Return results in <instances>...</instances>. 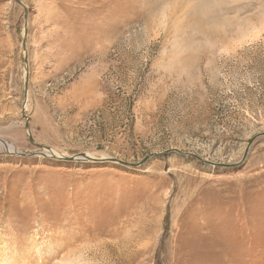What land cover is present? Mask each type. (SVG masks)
Instances as JSON below:
<instances>
[{"label":"rangeland","instance_id":"obj_1","mask_svg":"<svg viewBox=\"0 0 264 264\" xmlns=\"http://www.w3.org/2000/svg\"><path fill=\"white\" fill-rule=\"evenodd\" d=\"M259 134L264 0H0V140L140 164L0 146V264H264Z\"/></svg>","mask_w":264,"mask_h":264},{"label":"water","instance_id":"obj_2","mask_svg":"<svg viewBox=\"0 0 264 264\" xmlns=\"http://www.w3.org/2000/svg\"><path fill=\"white\" fill-rule=\"evenodd\" d=\"M19 5L22 6V8L24 9V28H23V40H22V43H21V47L23 49V51L25 52V38L27 36V26H26V18H27V14H26V10H25V7L22 5L21 2H17ZM24 67H25V76H24V80H25V84H24V96L26 97L27 95V80H28V77H27V71H26V67H27V57L25 56L24 57ZM264 134H259L257 136H255L248 144V146L246 147L244 153H243V158L241 159V161L237 164H233V165H219V164H213V163H210V162H206V161H203L202 159H199L197 157H194L193 155H189V154H186V155H189V156H192L194 157L195 159H197L198 161H201V162H204L208 165H211V166H216V167H222V168H225V169H230V168H235L237 166H239L245 159V157L247 156V153H248V150H249V147L250 145L252 144L253 140L259 138V137H263ZM30 137V136H29ZM1 142H3L4 144V141L0 140ZM30 142L34 144L33 140L30 138ZM35 145V144H34ZM43 148L44 147H41L40 146V150L42 152L40 153H36V154H22V153H13V152H9V151H5L4 152L6 154H9V155H18V156H30V157H34V156H38L40 155V157H44V158H47V159H53V160H59V161H65V162H93V163H96V162H111V163H116V164H119L121 166H124V167H137V166H140L139 165H133V164H128V163H123L121 161H118V160H115V159H103V160H99V159H91L89 157H86L85 154H82V155H77V156H73V157H55V156H48L46 155V151H43ZM49 150V148H47ZM175 152H178L180 153L179 151H176ZM168 152H165L164 154H167ZM181 154V153H180ZM153 155H149L148 157H146L144 159L143 162L147 161L150 157H152ZM142 162V163H143Z\"/></svg>","mask_w":264,"mask_h":264},{"label":"bare ground","instance_id":"obj_3","mask_svg":"<svg viewBox=\"0 0 264 264\" xmlns=\"http://www.w3.org/2000/svg\"><path fill=\"white\" fill-rule=\"evenodd\" d=\"M25 69V68H24ZM26 99V98H25ZM27 101V100H26ZM24 106H26V105H24ZM23 106V107H24ZM24 109L26 110V107H24ZM5 143V142H4ZM0 144H3V142H1L0 141ZM1 147H4V149H6V150H8L9 152H13V153H17L18 151H15L14 150V148L12 147V146H9V145H7L6 143L5 144H3V145H0ZM43 151H46V155H48V156H55V157H64L62 154H60V153H56V152H54V151H52L51 149H47V148H43ZM89 158H91V159H99V160H103V159H106V158H104V157H96V156H94V155H91Z\"/></svg>","mask_w":264,"mask_h":264}]
</instances>
